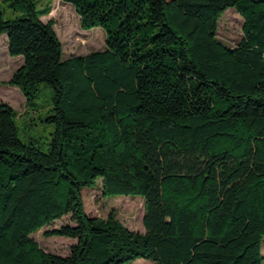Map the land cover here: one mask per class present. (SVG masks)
<instances>
[{"label":"trees","instance_id":"trees-1","mask_svg":"<svg viewBox=\"0 0 264 264\" xmlns=\"http://www.w3.org/2000/svg\"><path fill=\"white\" fill-rule=\"evenodd\" d=\"M73 7L104 52L64 59L51 8L0 20L9 86L53 88L51 150L23 144L0 104V264H264V0H49ZM230 9L236 48L218 40ZM144 199V234L91 218L82 192ZM76 240L68 257L32 236Z\"/></svg>","mask_w":264,"mask_h":264},{"label":"rangeland","instance_id":"rangeland-1","mask_svg":"<svg viewBox=\"0 0 264 264\" xmlns=\"http://www.w3.org/2000/svg\"><path fill=\"white\" fill-rule=\"evenodd\" d=\"M36 10L50 7L51 12L42 18L44 23L54 21V30L60 40L64 59L84 57L95 52L106 50V38L102 29L84 31L80 27V18L69 4L49 0H34ZM28 12L25 0H0V20L13 21ZM244 20L234 9L228 10L219 21L218 40L230 48H236L243 38ZM23 58H12L8 49V36H0V104L9 105L17 114L15 120L20 141L25 145H34L44 153L51 150L56 133V126L48 123L53 114V88L47 84L36 87L35 100L27 105L20 89L9 86L14 74L23 65ZM84 209L91 218L107 219L110 215L126 226L130 231L144 234V199L133 196L105 198L102 182L97 189H85L82 192ZM74 226L71 217H65L32 236L47 253L68 257L70 248L76 240L63 237H46V233L58 230L63 226ZM264 257V243L262 247ZM134 264H153L140 260Z\"/></svg>","mask_w":264,"mask_h":264}]
</instances>
